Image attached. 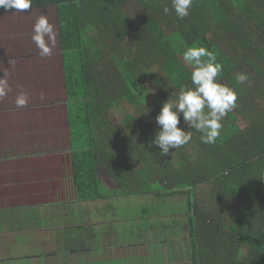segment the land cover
Masks as SVG:
<instances>
[{
	"label": "trees",
	"instance_id": "obj_1",
	"mask_svg": "<svg viewBox=\"0 0 264 264\" xmlns=\"http://www.w3.org/2000/svg\"><path fill=\"white\" fill-rule=\"evenodd\" d=\"M41 1L59 6L77 200L102 201L106 216L131 197L134 221H144L162 211L143 203L155 196L161 209L186 212L180 227L175 217L166 224L191 239V264H264V0H193L182 21L165 14L171 0ZM192 45L217 54L237 104L214 144L192 129L188 144L162 157L149 147L154 118L175 89L191 86L182 53ZM237 72L249 81L238 84Z\"/></svg>",
	"mask_w": 264,
	"mask_h": 264
},
{
	"label": "crops",
	"instance_id": "obj_2",
	"mask_svg": "<svg viewBox=\"0 0 264 264\" xmlns=\"http://www.w3.org/2000/svg\"><path fill=\"white\" fill-rule=\"evenodd\" d=\"M58 8L57 3L32 0V9L25 12L0 9V78L6 76L10 89L8 95L0 99V243L20 240L25 241L22 248L40 244L37 246L40 249H57L49 242L54 233L89 226L85 222L88 219L81 220L80 215L98 211L96 221L104 228L99 233H116L118 246L130 247L126 249L128 253L113 258L109 254L111 247H101L96 242L94 249H99L100 253L94 264H101L106 258L110 264H157L164 254L155 250L156 261L149 257L147 262V253L159 247L151 248L156 242L163 245L160 241L171 235L170 228L160 231L159 238L147 240V231L130 221L134 217L120 215L117 207L110 209L116 215L106 220L107 216L99 211L104 206L102 201L77 200ZM42 13H47L57 32V44L49 57H41L31 40L33 24ZM58 72L63 77L64 88L58 81L61 78ZM21 92L27 93L28 104L17 108L15 100ZM66 203H70V207L72 204L77 214L72 221H69ZM56 217L62 218L58 226L54 225ZM159 223L161 225V221ZM172 237L176 238L173 234ZM39 238L45 241L40 243ZM179 239L184 240V237ZM112 249L114 252L115 248ZM92 250L88 254L91 259L95 256ZM18 254L20 252L0 251V255H6L7 264L17 263L20 259L17 256H23ZM50 254L54 251L45 255ZM165 258V263L171 262L169 257Z\"/></svg>",
	"mask_w": 264,
	"mask_h": 264
},
{
	"label": "clouds",
	"instance_id": "obj_3",
	"mask_svg": "<svg viewBox=\"0 0 264 264\" xmlns=\"http://www.w3.org/2000/svg\"><path fill=\"white\" fill-rule=\"evenodd\" d=\"M193 0H171V9L164 8L165 14L174 11L179 20L190 13ZM0 9L25 12L32 9V0H0ZM32 42L39 49L41 57L52 55L57 44L56 27L50 22L47 13L39 15L32 27ZM185 66H191V86L183 85L173 91L159 114L154 118L158 126L149 147L160 149L162 157L169 156L192 140V129L200 133L204 144H214L221 134L223 120L237 104L234 87L220 82L223 65L217 54L205 46H188L182 53ZM247 73L237 72L235 80L243 85L249 81ZM9 85L6 76L0 78V99L8 95ZM15 104L23 108L28 104V95L21 92ZM151 111V110H150ZM147 112L146 114L150 113ZM183 119L188 130L179 126Z\"/></svg>",
	"mask_w": 264,
	"mask_h": 264
},
{
	"label": "rangeland",
	"instance_id": "obj_4",
	"mask_svg": "<svg viewBox=\"0 0 264 264\" xmlns=\"http://www.w3.org/2000/svg\"><path fill=\"white\" fill-rule=\"evenodd\" d=\"M57 75H59V77H61L60 72L57 73ZM62 76H64V72H62ZM63 77L58 78V81L60 82L62 88H64V81L62 80ZM156 94L152 93L150 94V100H153L155 98ZM112 119H117L116 116H112ZM101 178L108 182L107 184L110 186V188L112 189H116V185L113 184L111 178L109 177V174H107V172L103 171V173H101ZM155 196H153V198H150V196H144V200L143 203L146 202L147 203V211H149L148 209H150L153 213L155 212L154 210H152L151 206L155 207V210L157 211H161V213H159L158 215L155 214L154 216L151 215V212L149 211V213H147V220H139L137 221V223H135L134 225H136L139 228H142L144 232L147 231V240L149 238H159V233L160 231L165 232V230H167L168 228H172V226H170V224H166V222H170L171 220H169L171 217H175L177 219H181L179 220V227L181 226V224L183 223V218L186 216V212H181L180 213H176L175 211H169L167 208V206H164L163 209L160 208L159 205H154V198ZM141 198V197H140ZM142 199V198H141ZM147 199V201L145 200ZM121 201V207H119L118 205L117 208H120L122 211V214L120 215H124V216H134L135 215V211L139 208V207H134L135 205L130 204L133 200L131 199V197L129 198H123V200H119L116 199V203L119 204V202ZM105 203V202H104ZM208 203V202H207ZM70 203H66V209H67V215H70L69 221H72L75 219L76 215L74 213V211L72 210V204L71 207L69 206ZM150 204V206H149ZM115 206V207H116ZM84 207V206H83ZM105 205L102 206L99 210H101L102 212L104 211ZM87 210V209H86ZM73 213V214H72ZM84 215H80V219L85 221L86 223L89 224V226L87 225H82V227L80 226H76V228H73L71 230H67V231H57L56 233H54L50 238H49V242L53 245V246H57L56 247H49L47 249H40L36 245L34 248H22V246L25 244V241H20V240H10L8 243H4L3 241H1L0 243V251H7L9 254H13L14 252H20V254L18 255H23V256H17L20 257L19 261L15 264H59V263H71V264H81V259H84V263L83 264H94V262L99 259L98 257H96L97 254L100 253L99 249H94L97 247V243H99V246L101 247H111L110 248V252L109 254L111 255V257H118L120 255H123V253H128L126 251V249L129 250L130 246L127 245H120L118 246L119 243L117 242V234H110L109 233H99V231L104 230L103 227L99 226V223H97L98 221V215L95 213L91 218H85L88 216L87 212L83 213ZM102 215V214H101ZM107 216L106 220H109L108 217H111L112 215H116V213H113L110 211V209L108 210V212L105 214ZM159 217V219H154ZM97 220V221H96ZM131 222L134 221V218L130 220ZM159 221H161V225L159 224ZM58 222H62V218L61 217H56V222L54 223V225L58 226ZM136 222V221H134ZM97 223V224H96ZM160 226H162L160 228ZM185 225H183L181 228L184 230H186V228L184 227ZM87 228V229H85ZM92 228V230H91ZM188 228V227H187ZM77 229V230H76ZM147 229V230H144ZM162 232V233H163ZM161 233V235H162ZM171 235L165 236V240H161L160 242L163 243V245H159L158 242H156V246L157 247L155 250H157L159 253L164 254V258H161V260L157 261V264H191V250H192V241L191 239L188 238V240L184 239V240H180V239H176L174 237H172ZM163 236V235H162ZM160 236V237H162ZM55 238V239H54ZM25 238H23L22 240H24ZM45 240H43L42 238H39L38 242H44ZM23 243V244H22ZM155 246V247H156ZM120 247V248H119ZM115 248V251L113 252V249ZM93 249V250H92ZM148 249V248H147ZM89 250H92L90 252H92L93 254H95V256H93V258L91 259L89 254ZM54 254H50V255H45L47 252H53ZM106 251V250H105ZM126 251V252H124ZM68 252V253H67ZM113 252V253H111ZM148 256L150 258H152L154 261H156V258L154 256V253H147ZM68 255V256H66ZM92 255V254H91ZM6 255H0V258H2L0 260V264H7L6 259L4 258ZM147 256V262H149V257ZM165 256L169 257V261L174 262H166V258ZM105 257H107V255H105ZM109 259H104V261L108 264H110L108 262ZM105 262H102L101 264H106ZM119 264H124L122 262H119Z\"/></svg>",
	"mask_w": 264,
	"mask_h": 264
}]
</instances>
